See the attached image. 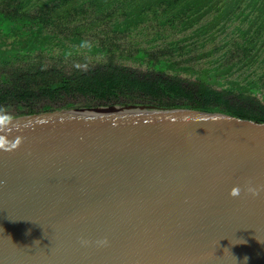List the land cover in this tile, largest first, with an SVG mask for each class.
Returning a JSON list of instances; mask_svg holds the SVG:
<instances>
[{"label":"water","instance_id":"obj_1","mask_svg":"<svg viewBox=\"0 0 264 264\" xmlns=\"http://www.w3.org/2000/svg\"><path fill=\"white\" fill-rule=\"evenodd\" d=\"M13 122L0 264H264V121L126 105Z\"/></svg>","mask_w":264,"mask_h":264},{"label":"trees","instance_id":"obj_2","mask_svg":"<svg viewBox=\"0 0 264 264\" xmlns=\"http://www.w3.org/2000/svg\"><path fill=\"white\" fill-rule=\"evenodd\" d=\"M66 18L142 43L119 49L111 38L86 39L82 28L51 29ZM53 49L59 61L78 50L103 61L44 64L41 54ZM201 59L206 67L194 68ZM126 105L264 121V0H0V112Z\"/></svg>","mask_w":264,"mask_h":264},{"label":"rangeland","instance_id":"obj_3","mask_svg":"<svg viewBox=\"0 0 264 264\" xmlns=\"http://www.w3.org/2000/svg\"><path fill=\"white\" fill-rule=\"evenodd\" d=\"M87 18H80L77 21L72 20L70 18L62 19V20H56L54 26H51V29L56 30L57 33L60 35H67L73 28H77V30H80L82 28L83 33L82 36L85 37L88 40H96L99 42V40L105 39V38H111L113 40L114 44L119 48L123 49L125 48L129 43H132L134 41H140L143 39L142 37H136V38H126L122 36H115L111 34L108 30L107 25L102 24L100 26H97L96 28H93L91 30L86 29V23H87ZM46 29L47 26L45 27ZM116 37V38H115ZM142 43V42H141ZM143 45V44H141ZM208 47V46H206ZM127 48V47H126ZM130 50V49H128ZM131 52V51H130ZM52 53V54H51ZM50 54H41L42 61L46 65H55L56 67H62L65 69H68L69 67H81L82 62L85 61L87 63H95V62H102L103 59L100 58L99 56H90L89 54H86L85 52L78 50L75 56L73 57H65L61 58V61H59L56 57L57 50L53 49V51ZM194 55V52L191 53V56ZM209 60V58H208ZM205 59H201L196 62H191L194 68H200V67H206L204 64ZM124 63V62H122ZM125 64V63H124ZM140 69V68H139ZM9 113H12L11 110H9Z\"/></svg>","mask_w":264,"mask_h":264},{"label":"clouds","instance_id":"obj_4","mask_svg":"<svg viewBox=\"0 0 264 264\" xmlns=\"http://www.w3.org/2000/svg\"><path fill=\"white\" fill-rule=\"evenodd\" d=\"M14 131L20 132V126L13 122V117L0 112V133H2L0 134V151L5 153H12L19 149L23 141V137L21 135L15 136L12 140L8 139V136L11 135ZM260 191L261 189L258 188L247 187V192L254 197L259 195ZM240 192L241 189L239 187H234L230 192V196L233 198L239 197ZM81 243L85 246L88 244L87 241H82ZM97 245L106 247L108 245V241L106 239L97 241ZM246 261L247 257H245V262Z\"/></svg>","mask_w":264,"mask_h":264}]
</instances>
